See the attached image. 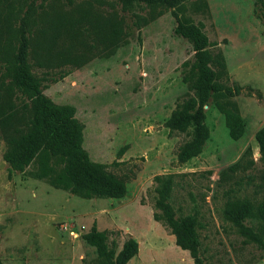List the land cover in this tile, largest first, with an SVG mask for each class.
<instances>
[{
	"label": "rangeland",
	"instance_id": "rangeland-1",
	"mask_svg": "<svg viewBox=\"0 0 264 264\" xmlns=\"http://www.w3.org/2000/svg\"><path fill=\"white\" fill-rule=\"evenodd\" d=\"M263 7L264 0H184L173 9L129 10L114 0H0V45L13 52L27 14V63L42 94L74 108L88 159L126 187L121 199H86L37 179L36 161L9 172L0 137V264H111L84 243L92 228L105 234L114 256L127 239L135 241L137 252L126 264H194L153 219L161 213L157 202L193 223L200 264H264V250L240 234L242 227L258 233L264 195V160L254 141L264 126ZM177 19L200 25L220 52L221 83L230 93L219 102L234 105L244 125L231 140L215 100H208V137L183 162L178 148L190 131L173 132L167 122L191 95L182 64L193 53L173 33ZM2 94L0 108L19 104L15 92ZM247 147L243 161L253 164L228 172Z\"/></svg>",
	"mask_w": 264,
	"mask_h": 264
},
{
	"label": "trees",
	"instance_id": "trees-1",
	"mask_svg": "<svg viewBox=\"0 0 264 264\" xmlns=\"http://www.w3.org/2000/svg\"><path fill=\"white\" fill-rule=\"evenodd\" d=\"M129 10L133 5L145 7L161 6L173 9L184 0H114ZM264 8V7H263ZM15 31V48L0 45V92L1 96L16 93L18 105L10 103L0 108V137L4 142L3 161L8 171L23 172L36 161L37 179H44L55 188L81 198L121 199L126 193L124 182L107 173L101 164L91 162L82 148V128L74 118V108L68 105H55L42 94L40 81L31 73L27 63L28 55V15H25ZM173 33L183 38L190 46L192 60L182 64V81L189 84L191 95L183 100L171 112L167 125L171 131L188 133L189 142L178 148L177 158L183 162L196 156L208 137L203 126V107L208 100H215L216 108L223 115L228 136L239 139L244 125L234 105L219 99L229 94L221 83L225 78V65L220 52L213 51L211 44L200 25L185 20L176 21ZM24 115L26 120L22 121ZM13 120V124L11 121ZM22 121V122H21ZM254 141L260 160H264V126L254 133ZM247 147L241 157L228 166V172L249 168L252 160ZM160 214H153L155 221L161 222L174 238V244L189 253L194 264H200L197 258V234L192 222L174 218L163 202H157ZM260 220L258 233L240 228V234L246 243L258 245L264 250V195L257 208ZM85 244L94 248L96 255L111 264H126L137 252V244L127 239L114 256L106 246V236L94 228L82 236Z\"/></svg>",
	"mask_w": 264,
	"mask_h": 264
}]
</instances>
